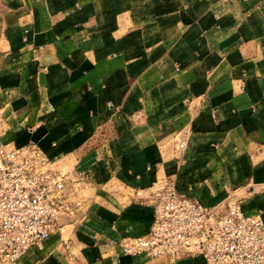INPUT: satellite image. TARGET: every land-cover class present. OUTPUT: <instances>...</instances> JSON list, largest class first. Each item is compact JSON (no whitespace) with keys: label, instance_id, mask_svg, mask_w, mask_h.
<instances>
[{"label":"crops","instance_id":"obj_1","mask_svg":"<svg viewBox=\"0 0 264 264\" xmlns=\"http://www.w3.org/2000/svg\"><path fill=\"white\" fill-rule=\"evenodd\" d=\"M0 135L84 173L69 233L13 264H204L117 241L161 177L264 220V0H0Z\"/></svg>","mask_w":264,"mask_h":264},{"label":"built area","instance_id":"obj_2","mask_svg":"<svg viewBox=\"0 0 264 264\" xmlns=\"http://www.w3.org/2000/svg\"><path fill=\"white\" fill-rule=\"evenodd\" d=\"M54 144V143H53ZM184 142L176 146L181 153ZM84 173L60 170L35 143L14 146L0 135V264H13L83 209ZM153 216L147 233L117 241L125 255L172 262L195 254L204 264H264V220L238 203L206 207L161 177L149 189Z\"/></svg>","mask_w":264,"mask_h":264},{"label":"rangeland","instance_id":"obj_3","mask_svg":"<svg viewBox=\"0 0 264 264\" xmlns=\"http://www.w3.org/2000/svg\"><path fill=\"white\" fill-rule=\"evenodd\" d=\"M66 168H68L67 166L66 167H59V169H61V170H64V169H66ZM71 224H66L65 225V228L67 229V233L66 234H64V238H65V236L69 233V231L72 229V227H73V225H74V222H70ZM143 256V255H142ZM144 257L145 258H148V259H159V258H162V259H165L164 257H155V258H151V257H148V256H146V255H144ZM186 257H197V255H195V254H186V255H183V256H181L179 259H182V258H186ZM167 260V259H166ZM168 261V260H167ZM176 261V260H175ZM175 261H172V262H175ZM169 263H171L170 261H168Z\"/></svg>","mask_w":264,"mask_h":264}]
</instances>
